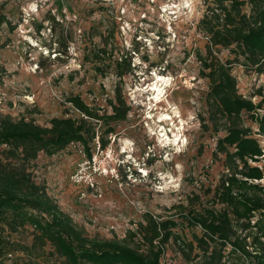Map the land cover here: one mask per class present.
<instances>
[{
  "label": "rangeland",
  "instance_id": "rangeland-1",
  "mask_svg": "<svg viewBox=\"0 0 264 264\" xmlns=\"http://www.w3.org/2000/svg\"><path fill=\"white\" fill-rule=\"evenodd\" d=\"M203 12L202 0H0V119L46 127L52 118L77 114L67 103L72 96L109 113L115 89L129 108L106 149L90 144L89 162L79 145H69L53 156L40 153L30 167L33 180L88 236L121 240L149 215L174 219L179 225L173 233L188 242L200 229L184 223L182 213L222 208L212 202V191L227 172L223 156H214L224 132L215 134L207 121L208 84L195 57L197 50L205 53L206 39L196 28ZM103 36L108 66L101 78L83 56L98 51ZM119 57L130 58L134 67L121 80L109 66ZM231 73L240 95L254 103L264 98V74L240 66ZM162 78L168 79L162 104L141 107L149 103L143 92ZM262 108L260 114L264 103ZM160 112L169 120L156 137ZM244 120L254 132L256 125ZM176 135L185 142L180 148ZM254 137L264 151V138ZM251 165L263 166L264 158ZM29 233H20L25 244ZM164 249L162 264H183L173 240Z\"/></svg>",
  "mask_w": 264,
  "mask_h": 264
},
{
  "label": "trees",
  "instance_id": "trees-1",
  "mask_svg": "<svg viewBox=\"0 0 264 264\" xmlns=\"http://www.w3.org/2000/svg\"><path fill=\"white\" fill-rule=\"evenodd\" d=\"M202 3L204 12L196 28L206 39L205 53L197 50L195 57L199 77L208 84L207 121L215 134L224 132L216 140L214 156H223L227 172L212 191V202L222 208L185 210L182 221L200 229L188 242L173 233L179 225L174 219L159 221L149 215L121 240L88 236L33 180L30 167L40 153L53 156L71 144L79 145L90 161V144L106 149L107 137L126 120L129 108L120 89L107 101L110 112L103 114L79 96L68 97L77 114L52 118L46 127L25 119H0V264H162L170 240L183 264H264V185L260 183L264 165H251L264 158L254 137L264 138V114L259 113L264 98L254 103L240 95L231 73L232 67L240 66L264 74V0ZM3 23L5 18L0 17ZM104 38L98 51L83 56L101 78L105 73L100 71L108 66ZM222 51L227 53L224 58L219 56ZM109 62L119 80L134 71L130 58ZM244 118L256 125L254 132L244 125ZM199 120L204 122L201 116ZM26 230L31 239L25 244L20 233Z\"/></svg>",
  "mask_w": 264,
  "mask_h": 264
},
{
  "label": "bare ground",
  "instance_id": "bare-ground-1",
  "mask_svg": "<svg viewBox=\"0 0 264 264\" xmlns=\"http://www.w3.org/2000/svg\"><path fill=\"white\" fill-rule=\"evenodd\" d=\"M160 80L163 81V83H162L160 86H159V84L155 83V85L153 86L152 89H148V91L156 93V94L154 95V99H155V100H160L161 98L164 97V93H165V92H164V89H165V86L167 87V85H168V83H167V82H168V81H167L168 79H166V78H162V79H160ZM145 91H147V89H146ZM162 100H163V99H162ZM150 107H152V105H151ZM166 116H167V115L160 114L159 118H160V120H161V119H167ZM169 118H170V117H169ZM179 130H180V129H179ZM161 135H163V134H160V136H161ZM174 142H175L177 148H180V147H181V143H185L183 137H179L178 135L174 136Z\"/></svg>",
  "mask_w": 264,
  "mask_h": 264
},
{
  "label": "clouds",
  "instance_id": "clouds-1",
  "mask_svg": "<svg viewBox=\"0 0 264 264\" xmlns=\"http://www.w3.org/2000/svg\"><path fill=\"white\" fill-rule=\"evenodd\" d=\"M168 87V86H167ZM144 94H142V96H145L146 95V93L145 92H143ZM146 99H147V96H146ZM146 99H145V101H146ZM143 101H144V99H143ZM149 102V101H148ZM162 102H163V100L162 99H160V102L157 104V105H159L160 106V104H162ZM145 104V105H144ZM146 104H148V105H146ZM141 105V107H144V108H148V106H150L151 104H150V102L149 103H147V102H143V104H140ZM157 105H155V106H157ZM164 105V104H163ZM146 106V107H145ZM153 107V106H152ZM161 108V107H160ZM156 111V110H155ZM162 112H160V114H161ZM168 120L169 119H159V117L155 120V122H156V128L154 129L155 130V132L153 133V136H156L157 134H155V133H157V131H158V129H161V130H163L164 131V129H165V125H164V122H168ZM157 137V136H156Z\"/></svg>",
  "mask_w": 264,
  "mask_h": 264
},
{
  "label": "built area",
  "instance_id": "built-area-1",
  "mask_svg": "<svg viewBox=\"0 0 264 264\" xmlns=\"http://www.w3.org/2000/svg\"><path fill=\"white\" fill-rule=\"evenodd\" d=\"M98 138H99V137H95V140L97 141ZM71 145H74V144H71ZM83 156H84V155H83ZM88 162H89V161H88ZM76 177H77V174L71 176V180H72L73 182H75V183L78 182V180H76Z\"/></svg>",
  "mask_w": 264,
  "mask_h": 264
}]
</instances>
